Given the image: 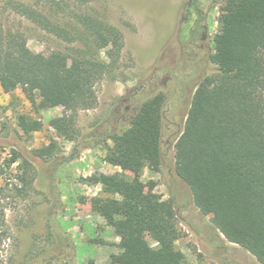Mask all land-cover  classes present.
I'll return each mask as SVG.
<instances>
[{
  "label": "trees",
  "instance_id": "obj_1",
  "mask_svg": "<svg viewBox=\"0 0 264 264\" xmlns=\"http://www.w3.org/2000/svg\"><path fill=\"white\" fill-rule=\"evenodd\" d=\"M100 1L5 3L40 30L77 45L44 57L28 47L22 32L0 31V88L6 94L21 88L36 114L63 108L49 127L68 142L79 136V112L97 105L96 85L115 78L124 49V35L109 21L107 7H92ZM209 59L217 73L204 77L194 93L175 173L217 232L264 264V0H222ZM165 103L162 93L146 100L126 118L124 130L92 145L105 146L104 162L121 170L88 181L101 186L91 212L122 237L136 234L122 240L120 264L185 263L177 234L164 227L172 202H162L142 181L146 168L161 169ZM18 126L26 136L44 129L42 121L24 114ZM58 152L51 140L33 153L48 160ZM3 193L0 186V251L7 234Z\"/></svg>",
  "mask_w": 264,
  "mask_h": 264
},
{
  "label": "rangeland",
  "instance_id": "obj_2",
  "mask_svg": "<svg viewBox=\"0 0 264 264\" xmlns=\"http://www.w3.org/2000/svg\"><path fill=\"white\" fill-rule=\"evenodd\" d=\"M6 1L0 0V31L22 32L28 47L44 57L77 47L6 9ZM186 2L101 0L92 5L107 7L109 21L124 35V49L115 78L106 77L95 87L96 107L79 112V136L74 142L58 138L49 127L50 119L61 116L63 108L36 114L21 88L10 94L0 88V186L7 230L0 264H120L122 240L136 234L122 237L91 212V201L101 186L88 181L97 173L121 170L104 162L105 146L92 145L104 135L124 130L126 118L160 93L166 96L162 165L159 172L146 168L142 181L162 202H172L173 212L164 227L177 234L176 247L185 255L184 264H260L217 232L213 218L201 211L190 188L175 173L178 152L186 145L194 93L204 77L217 73L209 57L222 0H215L208 12L211 50L197 57L185 53L180 39ZM21 114L42 121L43 131L24 135L18 126ZM51 140L58 143L57 155L48 160L36 157L33 152Z\"/></svg>",
  "mask_w": 264,
  "mask_h": 264
},
{
  "label": "flooded vegetation",
  "instance_id": "obj_3",
  "mask_svg": "<svg viewBox=\"0 0 264 264\" xmlns=\"http://www.w3.org/2000/svg\"><path fill=\"white\" fill-rule=\"evenodd\" d=\"M215 0H187L181 21L180 39L183 50L188 56L197 57L199 53H208L210 34L207 24L208 12ZM208 8V11H206Z\"/></svg>",
  "mask_w": 264,
  "mask_h": 264
}]
</instances>
